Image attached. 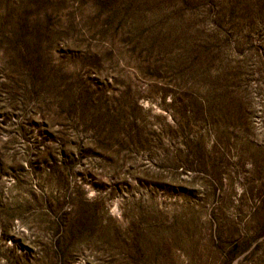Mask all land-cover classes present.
Masks as SVG:
<instances>
[{"label": "rangeland", "instance_id": "1", "mask_svg": "<svg viewBox=\"0 0 264 264\" xmlns=\"http://www.w3.org/2000/svg\"><path fill=\"white\" fill-rule=\"evenodd\" d=\"M0 264H264V0H0Z\"/></svg>", "mask_w": 264, "mask_h": 264}]
</instances>
